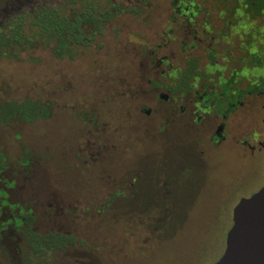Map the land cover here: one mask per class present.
Returning <instances> with one entry per match:
<instances>
[{
	"label": "flooded vegetation",
	"instance_id": "af4514ba",
	"mask_svg": "<svg viewBox=\"0 0 264 264\" xmlns=\"http://www.w3.org/2000/svg\"><path fill=\"white\" fill-rule=\"evenodd\" d=\"M129 6L136 10L129 11V24L131 19L136 21L135 28L129 26V48L118 44L114 49L122 66L117 62L114 72L100 70L96 77L98 86L106 84L109 100L120 105L110 111L113 126L129 132L127 136L142 127L144 153L154 146L186 148L183 157L163 153L165 161L156 176L169 192L176 191L177 181L186 180L182 176L191 180L198 170L207 169L210 152L221 149L240 157L241 174L234 188L239 199L258 191L264 186V0H134ZM94 39L81 46H90ZM120 53L129 57L128 63ZM4 92L0 84L1 104L25 98ZM40 100L47 106V115L33 121L20 119L19 110L0 108V116H10L0 120V264H118L127 256L130 261L148 255L145 251L155 248L165 232L155 220L138 221L149 236H130L129 254L114 253L116 242L100 236L102 213L129 214L126 203H115L129 194L133 175L132 164L126 167L130 157L126 149L107 144L103 132L109 121L100 125L95 111L74 114L86 123L87 140L74 164L58 163L51 144L41 152L31 140H23L25 126L53 116L50 95ZM121 163L120 170L114 171ZM80 164H91L93 182L106 180L104 188L94 190L107 199L83 207L81 212L92 213V221L77 220L74 229H67L68 197L76 193L68 179L77 176L64 174L62 167L73 172ZM154 213L155 209L130 216L153 217ZM52 232L70 236L61 239L64 246L54 251ZM89 240L90 252L75 251ZM133 247L139 252H130Z\"/></svg>",
	"mask_w": 264,
	"mask_h": 264
},
{
	"label": "rangeland",
	"instance_id": "374dc122",
	"mask_svg": "<svg viewBox=\"0 0 264 264\" xmlns=\"http://www.w3.org/2000/svg\"><path fill=\"white\" fill-rule=\"evenodd\" d=\"M65 1L13 0L0 7V23L14 14L30 11L35 5H58ZM114 1L129 6V2L134 0ZM129 19V13L114 17L105 25L102 36L95 38L90 46L76 48L71 59L55 58L49 48L23 51L15 60L0 58V84H3L4 93L9 96L43 99L49 94L53 99V116L36 121L30 127L25 126L23 140H31L36 150L41 152H45L47 145L51 144L53 159L58 163L74 164L81 150L79 148L87 140V125L76 119L74 114L90 115L91 111H95L99 115L100 125L103 120L109 121L107 128L110 132L107 128L103 132L108 136L107 144L115 143L126 149V156H130L126 159V167L129 169L132 164L133 175L130 176L129 194L115 203H126L129 214L116 212L108 216L102 213L104 233L100 236H110L116 242L114 253L129 254L130 236H149L144 226H137L138 221L155 220L165 227L161 242L154 250L145 251L148 255L134 256L130 261L127 256L126 260H120L118 264H213L223 250V228L229 225L232 208L239 200L234 188L238 186L241 174L240 157L228 149L214 150L210 152L207 169L198 170L191 180L187 175L182 176L186 180L177 181L174 186L176 191L169 192L168 186H164L156 176L165 161L163 153L183 157L186 148L154 146L151 152L144 153L142 146L146 135L142 127L133 128L129 134L131 138L127 136L129 132L116 130L110 111L120 108V105L109 100L106 84L103 88L98 86L96 77L100 70L110 68L114 72L112 67L117 62L122 66V60L115 58L114 49L118 44L129 48V26L136 27V21L131 19L129 24ZM120 56L124 63L129 62V57L122 53ZM119 134L123 136L121 140L117 138ZM121 166L122 163L114 171H119ZM78 168L77 171L65 172L67 170L62 167L64 174L77 176L76 180L68 179V185L72 184L70 188H74L76 193L68 197V204L71 205L69 210L74 212L69 211L67 214V229H74L77 220L92 221V213L81 212L83 207L102 204L107 199L101 191L95 194L94 190L97 186L101 189L106 180L92 181L91 164H80ZM153 209V217L130 216ZM83 215L86 217L83 218ZM129 231L133 233L129 234ZM92 245L89 240L81 247L82 250L75 247V251L90 252ZM131 249L130 252H139L135 247Z\"/></svg>",
	"mask_w": 264,
	"mask_h": 264
},
{
	"label": "trees",
	"instance_id": "16d2710c",
	"mask_svg": "<svg viewBox=\"0 0 264 264\" xmlns=\"http://www.w3.org/2000/svg\"><path fill=\"white\" fill-rule=\"evenodd\" d=\"M13 0H1L0 7ZM135 12L133 7L114 0H66L63 4L35 5L30 11L10 16L0 23V58L17 59L23 51L49 48L51 55L58 59L73 58L74 50L89 45L96 35L103 33L106 23L121 13ZM0 108L5 111L19 110L20 119L33 121L45 118L47 106L40 100L27 97L16 101H4ZM7 113L0 116L7 119ZM228 226L222 235H225ZM32 237H43L31 233ZM51 249L62 248L61 239L70 238L52 232Z\"/></svg>",
	"mask_w": 264,
	"mask_h": 264
},
{
	"label": "water",
	"instance_id": "95a60500",
	"mask_svg": "<svg viewBox=\"0 0 264 264\" xmlns=\"http://www.w3.org/2000/svg\"><path fill=\"white\" fill-rule=\"evenodd\" d=\"M223 243L213 264H264V186L233 206Z\"/></svg>",
	"mask_w": 264,
	"mask_h": 264
}]
</instances>
